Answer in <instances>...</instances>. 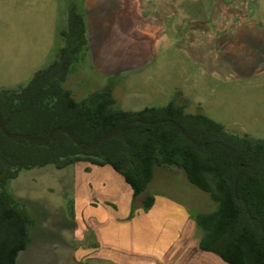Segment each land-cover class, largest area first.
Segmentation results:
<instances>
[{
    "label": "rangeland",
    "instance_id": "rangeland-1",
    "mask_svg": "<svg viewBox=\"0 0 264 264\" xmlns=\"http://www.w3.org/2000/svg\"><path fill=\"white\" fill-rule=\"evenodd\" d=\"M93 1L0 0V91L25 87L50 66L65 45L61 32L71 9L85 15V3ZM149 1L127 2L126 13L140 32L119 41L127 51H106L108 60L131 59L134 68L104 71L97 53L88 51L65 88L80 101L111 83L117 107L133 112L163 106L179 92L189 112L202 111L228 132L264 139V0L243 6L249 17L242 27L252 33L239 39L222 33L215 21L220 11L232 13L230 0H209L207 9L200 0L173 1L171 39L146 31L151 20L164 16ZM95 10L99 16L105 11ZM198 21L208 22L205 35L187 37L202 25ZM8 189L32 218L31 241L16 264H221L200 251L203 231L195 219L217 205L178 168H156L134 202L120 175L84 162L24 171ZM147 196L154 197L149 209Z\"/></svg>",
    "mask_w": 264,
    "mask_h": 264
},
{
    "label": "trees",
    "instance_id": "trees-1",
    "mask_svg": "<svg viewBox=\"0 0 264 264\" xmlns=\"http://www.w3.org/2000/svg\"><path fill=\"white\" fill-rule=\"evenodd\" d=\"M54 62L25 87L0 91V264H16L31 241L32 218L8 189L24 171L80 162L110 167L133 202L156 168H178L217 209L196 215L199 248L227 264H264V139L228 132L176 92L163 106L117 107L107 83L82 100L65 88L88 54L83 10L73 7ZM154 197L147 196L149 209ZM133 206V205H132Z\"/></svg>",
    "mask_w": 264,
    "mask_h": 264
},
{
    "label": "crops",
    "instance_id": "crops-1",
    "mask_svg": "<svg viewBox=\"0 0 264 264\" xmlns=\"http://www.w3.org/2000/svg\"><path fill=\"white\" fill-rule=\"evenodd\" d=\"M136 2L137 0H94L93 3L86 2L85 3V23L87 28V37H88V44H89V54H96L99 57V63H101V66L103 67L102 70L104 71H114V72H129L131 69L134 68L136 65V62H133L131 59H120L117 62H113L107 59L106 51H115L117 47V51H127L126 49H123L120 45L119 41L127 40L131 36V34H136L138 36L140 29L137 26L138 21H131V18L128 17V12L126 13L125 6L127 5V2ZM153 1V0H152ZM149 1V2H152ZM165 0H154V4L151 3L150 6H152L155 9V5H157L158 9L160 8V11H163L162 13L164 16L159 14V16L155 17L153 20H151L152 28L146 30L149 32H156V34H160L158 36V39H171L174 37L172 35V24L173 22H176L173 20V7H175L172 2L175 0H169L170 5L163 4ZM202 4V9H207L206 6L209 3V0H200ZM222 1V0H221ZM220 1V3H221ZM232 1L234 9L230 10L232 12V16L229 13L224 10L220 11V18L219 21L215 19L216 22H218L219 30L222 33H225V30H227L231 35L236 36V38H242V34H249L252 33V27L246 26L242 27L243 23L247 20L249 15L245 14L246 8H243V6H246L248 4L247 0H230ZM251 2V0H249ZM247 2V3H246ZM225 3V2H223ZM246 3V4H245ZM101 7L104 11V14L102 13L100 16L95 12V7ZM248 7V5L246 6ZM163 8V9H162ZM113 9V10H112ZM109 10L112 11L108 12ZM105 12L107 14H105ZM205 12V11H204ZM161 15V16H160ZM233 17V18H232ZM209 16H207L205 19L209 21ZM206 21V20H205ZM199 22L202 25H197L193 30H190L192 32V35H188L187 37L197 38L205 35V32L207 30L205 24H208V22ZM238 21V23H237ZM237 23V24H236ZM245 26V25H244ZM256 32L257 29L253 28ZM141 32H143L141 30ZM255 32V33H256ZM144 33V32H143ZM174 34V33H173ZM117 41V43H115ZM199 54V53H196ZM108 60V61H107ZM119 66H122L121 70H117ZM200 243V241H199ZM200 249V248H199ZM201 252L206 254H211L215 256L221 264H227L225 263L221 258L216 256L215 254L202 251Z\"/></svg>",
    "mask_w": 264,
    "mask_h": 264
}]
</instances>
